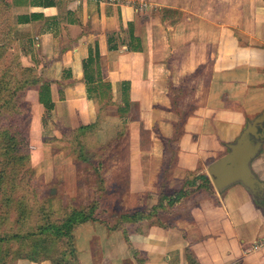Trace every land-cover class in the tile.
Listing matches in <instances>:
<instances>
[{
	"label": "crops",
	"instance_id": "1",
	"mask_svg": "<svg viewBox=\"0 0 264 264\" xmlns=\"http://www.w3.org/2000/svg\"><path fill=\"white\" fill-rule=\"evenodd\" d=\"M17 10L29 18L17 23L30 46L22 62L41 77L26 96L32 161L51 166L50 137L62 136L45 134L51 116L73 131L99 122L100 144L126 146L132 201L164 206L120 228L78 226L80 264H264V211L245 187L186 195L207 184L199 177L219 140L233 143L264 113V0H34ZM252 170L264 183V144ZM175 192L182 198L170 207Z\"/></svg>",
	"mask_w": 264,
	"mask_h": 264
},
{
	"label": "rangeland",
	"instance_id": "2",
	"mask_svg": "<svg viewBox=\"0 0 264 264\" xmlns=\"http://www.w3.org/2000/svg\"><path fill=\"white\" fill-rule=\"evenodd\" d=\"M26 1L32 3L34 0H0V238H10L0 242V264H18L17 254L22 251L23 255L31 254L35 244L44 249L36 254L38 259H56L65 251L62 238L53 236L56 240H50L47 234H36L40 220L60 225L75 210L90 213L96 222L120 228L128 222L130 218L126 217L130 215L139 212L154 216L150 215L153 211L158 218L156 206L164 208L160 203L146 208V199L132 201L126 185V146L119 150L117 141L100 144L95 129H65L54 124L51 116L47 127L44 126L45 134L56 136L54 133L59 129L62 133L60 138L50 137L53 147L51 166L47 169L41 156H34L32 161V110L26 96L30 83L39 75L27 71L25 68L29 67L22 62V53L30 46L29 39H21L24 29L17 26V7ZM107 101L105 92L99 101L102 104L101 119L106 115ZM14 136L15 141L10 139ZM10 142L12 145L8 144ZM219 142L224 144L223 150L206 159V175L199 177L207 184L187 192L189 197L203 187H214L208 167L227 155L228 145L236 141L228 145ZM118 165L122 166L123 172H117ZM46 169L54 175L51 182L46 181ZM162 188H158L156 195L163 197ZM181 194L175 192L170 207L180 203ZM14 236L18 238L11 239Z\"/></svg>",
	"mask_w": 264,
	"mask_h": 264
},
{
	"label": "water",
	"instance_id": "3",
	"mask_svg": "<svg viewBox=\"0 0 264 264\" xmlns=\"http://www.w3.org/2000/svg\"><path fill=\"white\" fill-rule=\"evenodd\" d=\"M263 125L264 113L249 122L236 142L228 145L227 155L209 165L208 173L218 192L241 185L253 195L256 202L264 198V183L252 170V162L264 144Z\"/></svg>",
	"mask_w": 264,
	"mask_h": 264
},
{
	"label": "trees",
	"instance_id": "4",
	"mask_svg": "<svg viewBox=\"0 0 264 264\" xmlns=\"http://www.w3.org/2000/svg\"><path fill=\"white\" fill-rule=\"evenodd\" d=\"M33 18H37L34 17ZM29 18L25 17V16H19L17 17V23H24V22H28ZM27 71H33L30 68H25ZM34 72V71H33ZM35 73V72H34ZM41 82V77L36 78V80L34 79L31 83L29 88L34 87L39 85V83ZM28 88V89H29ZM27 89V91H28ZM91 93V91L89 92ZM40 103L44 105V107L47 109V116L50 117L52 111L54 110V105L53 102L51 100V95H50V89H49V85L47 83L43 84V86L41 87L40 90ZM102 110L100 109V114H101ZM101 119V116H100ZM99 123V122H98ZM98 123L94 124V125H90L87 127H82L80 128V130H87V129H95V131L98 129L97 125ZM10 130H13L12 128H10ZM11 140L15 141L16 137H12L10 138ZM10 145V143H8ZM181 194V193H180ZM182 195V194H181ZM174 201L172 200L170 202V204H172ZM257 203H261L262 204V209L264 211V198L261 199V202H257ZM162 207L161 206H157L155 208V210L157 211V213L159 214V211ZM150 215H155L153 213V211L151 212ZM126 218H130L128 221H133V222H139L142 221L144 219H148L149 216H144L143 213H135L134 215H130ZM87 222H96V220L94 218H91V214L90 213H84V212H77V211H73L71 212L67 218H65V220L60 224V225H55L52 224L49 221H44V220H40L39 221V226H37L36 229V234H47L49 236H47L48 238H50V240H56L53 239V236H55L56 238H62L63 241H65L64 246H65V251L63 253H61L59 255L58 258L54 259L53 257H49L46 259H38L36 254L40 253L41 251H44L43 248H41L39 246V244H35L34 246V251L31 252V254L28 255H23V251L19 252L17 254V260H30L36 263H40L43 261H51L53 264H80L79 260H78V256H77V252H76V248H75V237H74V231L75 229ZM18 238L17 236H14L11 239H16ZM10 238L7 237H2L0 238V242H5ZM41 244V243H40Z\"/></svg>",
	"mask_w": 264,
	"mask_h": 264
},
{
	"label": "built area",
	"instance_id": "5",
	"mask_svg": "<svg viewBox=\"0 0 264 264\" xmlns=\"http://www.w3.org/2000/svg\"><path fill=\"white\" fill-rule=\"evenodd\" d=\"M259 248H261V245L259 244L254 247L255 250H258Z\"/></svg>",
	"mask_w": 264,
	"mask_h": 264
}]
</instances>
